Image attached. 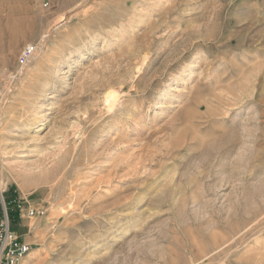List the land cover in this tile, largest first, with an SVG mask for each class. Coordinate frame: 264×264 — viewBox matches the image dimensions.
<instances>
[{
  "label": "rangeland",
  "instance_id": "obj_1",
  "mask_svg": "<svg viewBox=\"0 0 264 264\" xmlns=\"http://www.w3.org/2000/svg\"><path fill=\"white\" fill-rule=\"evenodd\" d=\"M237 90L248 139L219 165ZM261 112L264 0H0L18 264H264Z\"/></svg>",
  "mask_w": 264,
  "mask_h": 264
},
{
  "label": "bare ground",
  "instance_id": "obj_2",
  "mask_svg": "<svg viewBox=\"0 0 264 264\" xmlns=\"http://www.w3.org/2000/svg\"><path fill=\"white\" fill-rule=\"evenodd\" d=\"M231 44H232V42H231ZM252 91L249 92V90H237L236 93L231 92V91H229V92L225 91L224 95L221 94L222 96L220 99L221 101H219L220 102L219 107L224 109L222 111L226 115H228L229 113H232L235 116L234 118H241V116H242L243 112L246 110L247 106L253 102V101H250V99L253 97ZM114 94H115L114 91H112V89H109V91L105 94V98L112 99L115 96ZM247 109H249V108H247ZM241 111H242V113H241ZM249 111H250V109L248 110V112ZM248 112H246V117L243 118L242 120L241 119L239 121L237 120L238 122L235 119H232V121H230L229 117L227 119H222L223 121H230V124L227 127L230 130H234V133H232V135L229 137L224 136V137H226V142L223 144V147L221 149L219 148L217 151V153L219 155V158H217V163H219V165L221 164L220 160L222 158H224V157L228 158L229 156H231L234 153L237 154L238 147L239 146L241 147L242 145H244L246 143V141L248 139V135L245 134V133L248 134L246 127L248 126V124H250V121H251ZM261 117H264L262 112L259 113V118H257V121L259 124L264 123V120ZM207 122L209 123V125L211 124V121L209 122V120H208ZM225 128H226V126H225ZM235 130H238V131L235 132ZM231 163L232 164L230 165V167L235 166L236 162L234 161ZM24 179H25L24 180L25 182L22 181L23 186L28 185L32 181V175L30 173L25 174ZM0 189H3V188L0 186ZM234 236H236V235H234Z\"/></svg>",
  "mask_w": 264,
  "mask_h": 264
},
{
  "label": "built area",
  "instance_id": "obj_3",
  "mask_svg": "<svg viewBox=\"0 0 264 264\" xmlns=\"http://www.w3.org/2000/svg\"><path fill=\"white\" fill-rule=\"evenodd\" d=\"M36 46L25 45L20 51L18 64L25 67L36 53ZM5 198V191L0 189V264H18L31 250V245L17 236L13 231L11 213L14 208ZM19 209V206H17ZM35 214L33 209L27 210L26 215L31 218Z\"/></svg>",
  "mask_w": 264,
  "mask_h": 264
},
{
  "label": "trees",
  "instance_id": "obj_4",
  "mask_svg": "<svg viewBox=\"0 0 264 264\" xmlns=\"http://www.w3.org/2000/svg\"><path fill=\"white\" fill-rule=\"evenodd\" d=\"M14 204H15V203L11 201V205H13V208H14ZM14 216H16L15 208H14L13 212L11 213V219H12V217H14Z\"/></svg>",
  "mask_w": 264,
  "mask_h": 264
}]
</instances>
